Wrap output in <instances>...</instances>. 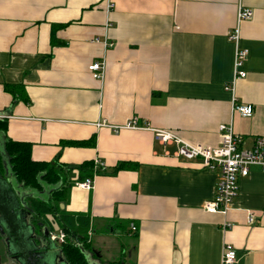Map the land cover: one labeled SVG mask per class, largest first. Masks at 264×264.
I'll use <instances>...</instances> for the list:
<instances>
[{
    "label": "crops",
    "instance_id": "0c3cea01",
    "mask_svg": "<svg viewBox=\"0 0 264 264\" xmlns=\"http://www.w3.org/2000/svg\"><path fill=\"white\" fill-rule=\"evenodd\" d=\"M111 2L108 15L106 0H0L3 138L31 144L35 162L59 156L62 166L74 168L64 182L81 183L75 168L94 164L87 178L93 189L74 186L64 209L90 217L88 241L93 246L96 237L93 249L108 264H222L225 246L237 250L236 264H264V173L258 168L241 180L226 215L208 214L203 206L215 196V173L165 156L152 131L117 135L96 126L137 117L151 130L217 148L220 126L232 124L250 148L264 137V0ZM239 6L254 16L239 27V46L249 53L247 77L230 93L225 86L233 83L235 45L228 36ZM95 39L113 46L105 49ZM103 60L104 79L94 80L88 68ZM6 86L22 90L15 97ZM234 101L253 106L254 116L233 113ZM96 162L105 166L103 174ZM121 163L132 169L114 175Z\"/></svg>",
    "mask_w": 264,
    "mask_h": 264
},
{
    "label": "built area",
    "instance_id": "2783aa9c",
    "mask_svg": "<svg viewBox=\"0 0 264 264\" xmlns=\"http://www.w3.org/2000/svg\"><path fill=\"white\" fill-rule=\"evenodd\" d=\"M107 14L110 15L114 10L111 0H106ZM252 10L239 6L237 14V26L229 33L228 39L235 45L234 57V78L233 83L225 86V91L233 93L234 85L237 80L245 79L247 73L244 70L249 53L245 49H241L239 27L245 22L253 18ZM93 44H102L105 49L113 46L108 39L101 41L95 39ZM105 61L94 62L88 68L94 80L102 81L105 76ZM233 113L238 114L244 119H250L254 116L253 106L240 104L234 101ZM3 116H0V120ZM99 129H108L114 134H120L123 131H152L155 141L160 145L165 156H173L178 160L187 162H198L200 167L209 172L215 173L217 182L215 186V196L212 200L204 203L203 210L208 214L226 215L233 206L239 196L240 182L250 176L252 168H258L264 173V137H257L250 148L245 147L244 137L235 134L232 124L222 125L219 128L220 143L217 148H208L201 145H192L185 142L179 136L164 130H151L149 124H140L137 117L132 118L123 125L113 126L106 122L96 125ZM175 148L171 151L170 148ZM99 173H104L105 166L101 162H96ZM94 180L87 179L75 186L83 191H91L93 189ZM254 217L249 215L248 223L253 224ZM230 225H227L228 229ZM137 228L131 225V231L136 232ZM92 231L89 232V237ZM50 238L60 248L68 242V235L61 229L55 228L50 233ZM76 245H80L74 242ZM238 260V252L235 248L225 246L222 252V264H236Z\"/></svg>",
    "mask_w": 264,
    "mask_h": 264
},
{
    "label": "trees",
    "instance_id": "16d2710c",
    "mask_svg": "<svg viewBox=\"0 0 264 264\" xmlns=\"http://www.w3.org/2000/svg\"><path fill=\"white\" fill-rule=\"evenodd\" d=\"M5 90L16 96L18 91L22 89L17 86H6ZM18 99V98H17ZM16 100V98H15ZM6 123L0 121V135L6 133ZM0 136V137H1ZM87 145H95V140ZM32 145L27 143L13 142L5 138L4 151L9 158V167L11 174L17 181L19 186L25 189L37 192L39 194L47 192V202L30 199L31 207L35 212V216L31 218L35 224L36 218L45 219L51 227V231L55 227L63 229L68 235V242L60 249L62 250L63 258L68 264H88L86 252H82L80 248L75 247L74 242L85 243L88 241V234L91 231V219L86 215L69 214L66 210H61L60 205H66L72 188L75 186L66 180L64 176L74 168H67L59 163V156L50 163L35 162L31 157ZM94 164L87 162L75 169L80 172L79 182H84L88 176H91ZM132 169L126 163L119 164L113 171L116 175L121 171ZM3 157L0 151V174L3 175ZM101 174V173H100ZM103 174V173H102ZM53 217L50 221L48 217ZM126 228L127 226L124 225ZM0 236V240H1ZM86 250H90L91 246H85Z\"/></svg>",
    "mask_w": 264,
    "mask_h": 264
},
{
    "label": "water",
    "instance_id": "95a60500",
    "mask_svg": "<svg viewBox=\"0 0 264 264\" xmlns=\"http://www.w3.org/2000/svg\"><path fill=\"white\" fill-rule=\"evenodd\" d=\"M5 139H0V151L3 157V166L5 175L0 174V236L5 245V253L13 258V264H68L62 254L59 246L52 242L50 235H45L46 241L39 236L38 228H43V224H33L31 218L35 216L30 199L47 202L44 196L47 192L41 194L18 186L19 190L15 192L11 189L9 167V158L4 151ZM15 196L18 201V208H13L11 214L19 215L21 224H14L1 212V207L7 200ZM60 208L64 210V205ZM20 210L19 213H16ZM84 252V249H81ZM88 264H97L90 262L88 254ZM120 264H125L124 262Z\"/></svg>",
    "mask_w": 264,
    "mask_h": 264
},
{
    "label": "flooded vegetation",
    "instance_id": "af4514ba",
    "mask_svg": "<svg viewBox=\"0 0 264 264\" xmlns=\"http://www.w3.org/2000/svg\"><path fill=\"white\" fill-rule=\"evenodd\" d=\"M41 223L43 224V228L41 229L38 228L39 232L41 231L39 233V236L41 237L43 241H46L45 235H50V233L52 232L51 227L45 219L40 218V217L36 218L35 225L41 224ZM89 244H91L90 240L86 241L84 244L80 243L79 246L76 244L74 246L77 248H80V250L84 249V252L88 253L90 262L97 263V264H108L105 262V259H103V256L99 252H97L95 249L93 248H91L90 250L85 249V246H88ZM3 258L8 259L7 260L8 262H6L7 264H13V258L9 257L8 255L6 256L5 254H3ZM1 261H2V257L0 256V262Z\"/></svg>",
    "mask_w": 264,
    "mask_h": 264
},
{
    "label": "rangeland",
    "instance_id": "374dc122",
    "mask_svg": "<svg viewBox=\"0 0 264 264\" xmlns=\"http://www.w3.org/2000/svg\"><path fill=\"white\" fill-rule=\"evenodd\" d=\"M1 136V135H0ZM2 137V136H1ZM0 137V139H1ZM4 171V170H3ZM5 171L3 172V175H5ZM11 181V184L10 187L11 189L15 192V189L16 190H19L18 189V183L17 181L14 179V177L12 176V174H10V178H9ZM45 199H48V195H45L44 196ZM16 207L18 208V201L17 199L15 198V196L11 197L9 200H7L5 202V204L1 207V212L9 219V221L13 222L14 224H21V221H20V216L18 215H12L11 212L14 209H16ZM20 210H17L16 213H19ZM56 228V227H55ZM93 240V246L95 247V243H96V237H94L93 239L91 238V241ZM91 246V248H93V246L91 244H89ZM6 255V253H4ZM0 256L2 257V261L0 262V264H6V262H8L7 260L8 259H5L3 258V254ZM7 256V255H6Z\"/></svg>",
    "mask_w": 264,
    "mask_h": 264
}]
</instances>
